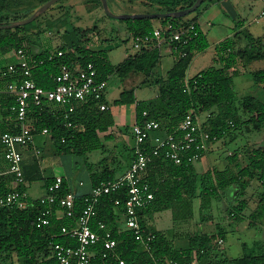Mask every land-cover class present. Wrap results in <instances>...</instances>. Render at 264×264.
I'll return each instance as SVG.
<instances>
[{
	"label": "trees",
	"instance_id": "trees-1",
	"mask_svg": "<svg viewBox=\"0 0 264 264\" xmlns=\"http://www.w3.org/2000/svg\"><path fill=\"white\" fill-rule=\"evenodd\" d=\"M48 0H0V23H9L14 20L28 17L37 7ZM61 0L55 2L40 16L52 9ZM148 4L156 5L155 12L176 11L188 7L195 0H147ZM220 0H203L191 13L178 17L162 18H119L125 22L131 36L143 35L152 32L154 21L158 20L161 27L168 24L172 29H180L194 23L197 28L195 35L182 49L172 52L174 61L166 72L154 80L157 93L149 99L137 100L133 88L124 89L113 104L134 103L136 121L144 118L156 119L162 123L166 131L172 130L190 110L199 115L208 112L203 128L208 132V144L211 145L220 138L231 135L232 130L241 125L256 130L264 128V68L248 71L253 83L259 89L258 94H247L241 98L236 96L233 89L234 76L240 71L237 64L247 67L251 62L264 59V33L254 36L248 30L236 31L234 37L227 38L216 47L214 63L202 69L192 77L185 79L186 69L193 56L208 47L206 35L200 30L198 19L203 11L212 3ZM101 3V0H99ZM38 18L24 25L14 27H0V53L16 55L22 49L32 64L31 77L37 85L44 88L55 86L54 76L59 71L61 62L67 63L72 69L85 66L91 62L97 73V79L106 82L112 75L127 78L132 74L144 73L147 76L153 73L160 61L159 48H142L134 54L128 55L118 64H113L105 48L89 44V33L92 27L80 28L72 26L61 34L62 42L54 49H43L38 53L31 50L29 32L34 29ZM53 25H50L51 27ZM43 27L37 30L40 32ZM239 39L246 43L239 45ZM62 50V55L49 58L50 51ZM185 55H181V51ZM6 66L0 68V133L17 132L18 125L11 106L14 96L6 91L9 81L21 79L19 74L3 75ZM146 78L144 81H147ZM101 102L107 108L100 109L96 100L79 105L71 114L70 126L64 125L62 114L57 107L44 106L42 108L29 101L28 119L37 129L46 127L47 135L53 143L55 153L86 154L95 148H103L99 132L106 131L114 126V116L110 104L105 97ZM238 103L241 105L239 112ZM57 111L54 113L53 110ZM143 111L147 112L144 117ZM1 145V144H0ZM2 146V145H1ZM3 147V146H2ZM131 147V159H132ZM239 152L234 150L227 156L224 168L212 167L203 172H196L194 163L182 162L175 164L162 155L151 156L148 162L145 180L153 192L150 204L139 212L143 224V216L171 209L174 221L188 220L193 215V198L199 193L204 203H210L211 198L221 197L229 188L233 189L237 203L226 205V212L235 220H241L245 214L246 200L240 196L248 185L256 180L261 191L257 205L250 214L258 218L264 214V145L253 146L243 150L245 164L238 162ZM104 160V158H103ZM35 165L37 164L35 160ZM30 166L23 169L24 183L10 187L8 179L0 176V196L13 189L25 190L26 181L30 182L39 175L33 173ZM115 168L105 166L91 174L93 184L102 179L114 177ZM14 177V175H13ZM53 178H45L46 188ZM72 192L67 182L62 180L57 191V200L66 193ZM88 193H74L73 216L63 215L60 218L55 212L60 210L57 202L52 205L50 222L46 225H37L41 212L46 207L39 199L32 200L26 207L0 206V254L11 258L15 253L20 264H58L52 242L77 246L74 237L61 232L62 225L71 226L85 206V197ZM126 193L123 189L102 194L96 204L97 213L90 220L93 229H99L98 222L105 224L116 241L113 249H105L100 239L90 246L92 257L89 264H264V252L246 253L237 257H228L220 249L217 239L223 231L218 233H192L182 237L180 234L171 238L167 231L154 230L145 227V231L152 233L153 238L145 247L135 238L133 230L120 227L116 224L118 216L124 215V202ZM120 199V204H115V199ZM203 203V206H205ZM185 238L187 244L176 247L175 240ZM105 254V255H104ZM122 261V262H121Z\"/></svg>",
	"mask_w": 264,
	"mask_h": 264
},
{
	"label": "built area",
	"instance_id": "built-area-1",
	"mask_svg": "<svg viewBox=\"0 0 264 264\" xmlns=\"http://www.w3.org/2000/svg\"><path fill=\"white\" fill-rule=\"evenodd\" d=\"M261 1L260 16L264 17V0ZM195 35L197 28L194 23L176 30L168 24L165 27L155 26L152 32L147 34L132 36V42L135 52L150 47L160 50L166 47L173 52L180 47L182 49ZM55 54L62 55L63 51H50L49 58L51 59ZM185 54L184 50L181 51V55ZM16 56L17 61L5 65L6 70H3L2 74L21 75V79L9 81L6 86V91L14 96L11 110L15 114L19 129L17 132H2L0 144L3 146L4 158L8 164L7 171L14 175L17 183H24L20 148L33 143L35 134L48 133L46 127L39 130L28 119L29 101L40 108L58 106V110L54 108L53 112L59 111L64 119V125L70 126L71 114L79 105L96 100L100 109L108 107L106 103L101 102L105 97L107 82L97 79L96 69L91 62L75 70L67 63L61 62L59 71L54 76L55 86L44 88L37 85L31 77L32 64L24 51L18 49ZM142 115L145 117L147 112L143 111ZM131 132L134 142L132 159L128 167L121 174L110 179H102L95 184L85 197V206L74 223L69 227L66 225L61 227V232L74 237L78 245L52 242L58 264H89L92 257L90 246L100 239L105 249H113L116 241L105 224L98 222L99 229L103 230L100 233L91 227L90 220L97 213L96 204L99 197L119 189H123L127 195L123 205L126 227L133 230L135 238L148 247L153 235L150 232L146 233L139 212L147 207L154 197L149 183L144 178L151 156L162 155L175 164L195 163L204 156L210 146L208 132L192 110L188 111L172 130L166 131L162 123L156 119L144 118L141 122L135 121L132 124ZM39 152L40 150L36 149V153ZM62 180L61 175H55L46 188V193L39 198L46 207L38 217V226L49 224L52 205L56 202L63 215L73 216L74 193L68 192L57 200V191ZM30 203L25 190L15 188L0 196V206L23 208ZM115 204H120L119 198L115 199ZM217 241L221 244L223 239L220 237Z\"/></svg>",
	"mask_w": 264,
	"mask_h": 264
},
{
	"label": "rangeland",
	"instance_id": "rangeland-1",
	"mask_svg": "<svg viewBox=\"0 0 264 264\" xmlns=\"http://www.w3.org/2000/svg\"><path fill=\"white\" fill-rule=\"evenodd\" d=\"M137 1L140 3L137 4L133 2V0H119L117 3L114 0H108V3L114 13H130L128 11L132 10L155 12L156 5L151 6L146 3L145 0ZM62 7V5L57 3L44 15L38 16L39 23H44L43 19L50 14L49 11L60 9ZM259 7L260 5L256 3L252 9L249 10L248 15L245 14L243 17L245 19L244 21L247 22L248 28H250L249 30L255 35L264 32V17L260 16V12L255 16ZM223 8V6H220V11L218 13L214 12L216 9L211 10L212 14L215 13L213 20H216L212 28L208 31V38L211 43H213L219 35L222 36L229 32L231 23L234 22L236 28L241 26L239 19L242 17L240 16L238 19L234 18V16H231V12H226L227 16L218 20L220 17L218 14ZM69 16V25L79 26L80 28L92 27V31L89 33V44L105 48L113 64L120 63L128 55L135 52L132 37L130 36L129 31L127 32V30L124 29L125 22L106 13L102 4L99 3V0H83L81 4L79 2L75 7V10L69 12ZM60 17H63L64 19L63 14ZM154 23L156 26L160 25L158 20H155ZM62 25L57 23L55 28H60ZM55 33L52 36L54 38H56ZM245 42L244 39H239V45H244ZM211 53L212 50H207L205 54L198 56L190 68V74L193 75L196 72L195 70L201 64H205L207 62L206 60H209L208 58L211 56ZM173 60L174 57L172 52L168 48L163 47L160 53V61L150 75L147 76L144 73H134L131 75V79H123L115 74L110 77L108 80L106 97L113 112L117 114L118 109H121V112L126 114L127 117L123 123L129 124L132 122L134 103L115 105L113 104L114 99L118 98L122 90L130 88H134L135 95L138 99H145L154 96L157 91L154 80L157 77L166 74L167 70L172 66ZM3 62L4 61H0V68ZM213 62L214 60L208 61L207 65H211ZM237 68L240 72L234 76L233 82V89L236 96L241 98L247 94H258L259 89H257V86L253 83L252 77L248 72L249 68L243 67L241 63L237 64ZM251 68H264V59L253 61ZM146 78L148 80L144 81ZM237 110L239 112L241 111V105L239 103ZM198 118L202 122V119L200 117ZM219 140L216 148L210 151L211 154H208V157L203 160L206 162L208 158H211L210 161L213 163L212 167L224 168L227 165L233 169V164H227V156L234 150H237L240 153L238 162L245 164L243 150L253 146L264 145V128L262 130H256L241 125L238 129L234 131L232 130L231 135H227ZM118 146L121 147V144H118ZM112 154L113 153L110 149L103 150L101 147L90 150L86 154H73V161L70 162L68 167L74 173V181L78 183L79 180H83L85 185L90 184L92 173L101 170L105 166H113L110 161L112 159ZM102 158H104V160ZM196 165L198 170L204 168V164H197L196 162ZM260 191L261 189L258 182L253 180L240 196L245 199L247 203L246 208L243 210L245 216L241 220H235L226 212V205L237 203L232 188H229L228 191L224 192L225 194H222L221 197L211 198L210 203H204L202 196L198 193L192 200L193 215L188 220L179 222L174 221L171 209L155 211L154 214L156 217L154 220H156L159 228L167 231L171 238H175L178 234L182 237H186L187 234L192 233L211 231L218 233L219 231H223L224 237L220 249L223 250L224 254L228 257H237L250 252H264V250L261 249L264 248V245H262L264 244V214L258 218H253L250 215L257 204ZM203 203L205 206H203ZM116 224L120 227H125V217L118 216ZM184 239L185 238H178L175 240V243ZM7 257L8 256L6 255L4 256L0 254V264H20L15 253H12L13 262H11L10 257Z\"/></svg>",
	"mask_w": 264,
	"mask_h": 264
},
{
	"label": "crops",
	"instance_id": "crops-1",
	"mask_svg": "<svg viewBox=\"0 0 264 264\" xmlns=\"http://www.w3.org/2000/svg\"><path fill=\"white\" fill-rule=\"evenodd\" d=\"M82 1L83 0H81V1L80 0H62V1H60V3H58L59 5L63 6L62 8L54 9L53 11H49L50 14H48L46 16V18L43 19L44 23L40 24L39 21L36 23V26L34 27V29L29 32L30 38H31V50L33 53H38V52L42 51L43 49L54 50L62 42V39H61L62 32L64 30L69 29L72 26H74V25H69L70 24L69 12L71 10H75V7L77 6V4L79 2L81 4ZM114 1H116V3L119 2V0H114ZM133 2H135L137 4L140 3L137 0H133ZM145 2L148 3L147 0H145ZM256 3H258L260 5L259 10L255 14V16H257L259 14V12L261 11V8H262V1L261 0H220L218 2L212 3L203 11V13L201 14V16L198 19V23H199L200 30L206 35V38L209 42V45L207 48H205L202 51L197 52L193 56L191 62L189 63V65L186 69L185 79L192 77L193 75H195L196 73H198L202 69L206 68L208 66L207 65L208 61L215 60L216 54H217V51H216L217 45L227 38L234 37V34L236 33V31L248 30L254 36H259V35L264 33V32H262L261 34L255 35L252 31L249 30L250 28H248L247 22L244 21L245 19L243 18L245 14L248 15L249 10L252 9V7ZM220 6H223L224 8L218 14L220 16L218 18V20H221L224 18V16H227L226 12H231V16H234V18L238 19V17H240V16L242 17L241 19H239L241 26L239 28H236V25L234 24V22L231 23V28H230L229 32H227L226 34H223L222 36L219 35L216 38V40L213 43H211L209 41V38H208V31L212 28L214 22L216 21V20H213V18L215 17V13H218L220 11L219 10ZM214 9H216V11H214L215 13L212 14L211 10H214ZM144 11L145 10H132V11H128V12L131 13V12H144ZM62 14L64 16V19H63V17H60V16H62ZM117 19H119V18H117ZM57 23L59 25L63 24L62 27L60 26V28H55V25ZM50 25H53V26L49 27ZM38 27L39 28L43 27V29L37 33ZM55 29H56V33H55ZM124 29L127 30V32H128L126 24L124 25ZM60 31H62V32H60ZM54 33L56 34V38L52 37ZM207 50H212L211 56L208 58L209 60H206L207 62L205 64H201L195 70L196 72L193 75L190 74V68H191L192 64L194 63V61L196 60V58H198V56H201L202 54H205V52ZM134 53H132V54H134ZM173 57H174V55H173ZM17 59L18 58L16 55H13V54L3 55L2 53H0V61H4L3 64L1 65V67L7 65L8 63L15 62V61H17ZM252 63L253 62H251L247 66L249 68L248 71L257 69V68H251ZM127 78L131 79V75ZM127 78H125V79H127ZM107 87H108V81H107ZM156 88H157V86H156ZM0 91H1V87H0ZM106 91H107V88H106ZM106 91H105V99L108 102L107 97H106ZM156 93H157V91H156ZM156 93H155V95H156ZM154 96H152V97H154ZM152 97H148L145 99H149ZM137 100H142V99L137 98ZM112 113H113L114 121H115L114 126H112L111 128H109L106 131L99 132V135H100V137L102 139V143L104 145L102 149L103 150L110 149L113 153L112 159L110 161L113 164L112 167L115 168L114 176H117V175L121 174L128 167V165L130 164V161H131V150L130 149L133 146V142H134L132 132H131V126L136 121L135 104H134V114H133L132 122L129 124L123 123V121L126 119L127 116L124 112H121V109H118L117 114L113 111H112ZM207 114H208V112H203V113H200L198 115V117H200L202 119V121H204ZM124 127H126V128H124ZM218 141H220V140L218 139L217 141L212 143L209 146L206 153L204 154V156L200 160L197 161V164H200V163L204 164V168L202 170H198L196 162L194 163V168H195L196 172L200 173V172L206 171L207 169L212 168L213 163L210 161L211 158L210 159L208 158L206 162L203 159L208 157V154H211L210 151H212L216 148ZM118 144L119 145L121 144V147H119ZM20 149L22 152V162H21L22 169H24L26 167L28 168V166H30L32 169H34L33 173L36 175H39V177H40V178L36 177L34 180H32L30 182L26 181L25 191L27 193L28 200L32 201L35 199H39L42 195H44L46 193L45 178H47V177L48 178H54L55 175H61L63 177V180H65L67 182L69 188L71 189V191L73 193H77V194L89 193L91 188L94 186L92 179H91L90 184H88V185H85L83 180H79L78 183H76L74 181V179H73L74 173L68 167L70 162L73 161L72 156H74V155L71 153H55L52 140L50 139V137L47 134H41V133L35 134L33 143H31L28 146L21 147ZM36 149H39L40 152L36 153ZM35 160L37 162L36 165L34 164ZM108 167L111 168V166H108ZM7 169H8V164L4 158L3 147L0 145V176H3L6 179H8L10 187L14 188V187H16V185L18 183L16 182L15 177H13V175L10 172H8ZM55 216L57 218L62 217L63 216L62 211L57 210L55 212ZM122 216L124 217L123 214H122ZM155 217L156 216L154 213L144 215L143 216V224L150 229L163 230V229L159 228V226L157 225L156 220H154ZM213 232L211 231V232H207V233H213ZM186 244H187V241L182 240L180 242L175 243V246L176 247H183ZM262 245H264V244H262ZM256 249H258V248H256ZM261 249L264 250V248H261ZM254 253H259V252H254Z\"/></svg>",
	"mask_w": 264,
	"mask_h": 264
},
{
	"label": "water",
	"instance_id": "water-1",
	"mask_svg": "<svg viewBox=\"0 0 264 264\" xmlns=\"http://www.w3.org/2000/svg\"><path fill=\"white\" fill-rule=\"evenodd\" d=\"M58 0H48L39 7H37L28 17H25L23 19H18L11 21L9 23H0L1 28H7V27H14L17 25H24L26 23L31 22L32 20L36 19L38 16H40L43 12H45L50 6H52L55 2ZM203 0H195L194 3L188 7H185L180 10L176 11H166V12H138V13H114L108 3V0H101L102 6L106 13H108L110 16L115 18H162V17H178V16H185L191 12H193L201 3Z\"/></svg>",
	"mask_w": 264,
	"mask_h": 264
}]
</instances>
